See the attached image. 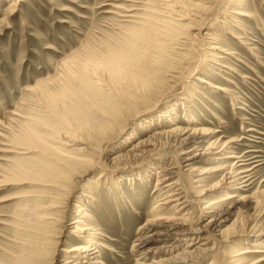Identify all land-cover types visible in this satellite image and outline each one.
<instances>
[{
    "label": "rangeland",
    "instance_id": "1",
    "mask_svg": "<svg viewBox=\"0 0 264 264\" xmlns=\"http://www.w3.org/2000/svg\"><path fill=\"white\" fill-rule=\"evenodd\" d=\"M196 127L214 154L156 191L174 141L129 151ZM232 153L255 158L246 185ZM174 191L182 213L159 208ZM158 217L193 231L140 246ZM190 243L191 264L264 257H234L264 251V0H0V264H169Z\"/></svg>",
    "mask_w": 264,
    "mask_h": 264
},
{
    "label": "bare ground",
    "instance_id": "2",
    "mask_svg": "<svg viewBox=\"0 0 264 264\" xmlns=\"http://www.w3.org/2000/svg\"><path fill=\"white\" fill-rule=\"evenodd\" d=\"M180 17H181L180 20H184V18H185L184 15H181ZM238 39H239V37H238ZM226 92L230 93V91H227V90H226ZM211 134H214V133H212L211 131H209L207 129L197 128V127L191 128V129L186 128V129L157 131L146 142H140L139 144L134 145L133 149H131L129 152H131L134 156H136V155L140 156L142 153L146 152L145 150L147 147L156 146V143L158 141L160 142V138L161 139L162 138H168L170 141L171 140L174 141V144H176V146H177V152H178V156H176V159H175L177 161V165H178L176 167L177 171L173 172L172 171L173 168H172V169L163 170V171L159 172L158 174L161 176L158 177L157 185H156V188L160 187L159 189H156V191H160V192H164V193L165 192L170 193V191L173 188H175V186L177 184V183L175 184V182H172L173 180H175V179H173L174 176H176L180 172H183V168L184 169L186 168L188 172L192 173L194 171V170H192V169H194V168H192V166L194 164L204 162L207 159H209L210 155L214 154L213 150L215 149L214 148L215 146L213 144H210V145L203 148V144L205 143V141L207 140V138ZM233 142L234 141H229L228 145L229 144L231 145V143H233ZM153 143H154V145H153ZM8 146H11V145H8ZM137 151L139 152L138 154H137ZM120 156H118V157H120ZM123 156H125V155H123ZM138 156H136V157H138ZM225 158L236 159L237 162H235V166H237V168H235V171H236V173L238 172L237 173L238 177L243 176L242 178H239V180H242L243 178H247L246 181H244L241 184V185H246V183H248L250 181V174H248V173L251 172L252 169H249L246 171V170H244V168L247 165L246 162L250 163V162H252V160L254 161L255 158L247 160V159H245L244 156H239V155H236L234 153H232L229 156H225ZM249 163H248V165H249ZM252 163H255V162H252ZM256 167H258V166H256ZM206 173H207V171H206ZM202 174L204 175L203 172H202ZM202 174L197 175L196 177L199 178V176H201ZM246 174H248V175L245 176ZM231 179L232 178H230V180ZM196 182H198V181H196ZM245 187H247V186H244L242 188H245ZM238 189H241V188H238ZM174 192L175 193H173V195L172 194L169 195V197L171 196L170 199L169 198L165 199L164 202H162V204L159 205V208L165 209L167 206L173 205L172 207H174L176 210L180 209L177 212L182 213V211H185V209H186V205L188 203V198L186 197V195H184L181 192L180 193L177 191H174ZM235 197L236 196L230 195V196H228V197H226V198H224L218 202L209 203L203 209L204 210L203 214L209 216V221L207 223V227L206 226L203 227L202 230H201V228L197 229L199 231V233L206 231L205 237H202V238L205 239L206 235H210L211 233H213L214 230L216 229L217 225H218L217 223H218L219 219L221 218L220 220H222L223 218H225V216L227 214H229L231 208L228 211H226L225 209L222 210V206H225V204L228 201L232 200ZM179 207H181V208H179ZM219 209H221V213H219L218 215H215ZM224 211H226L225 215L222 213ZM184 216L188 218L189 214H187V216L186 215H184ZM257 216H259V215H256V217ZM85 217H86V215H83L82 217L77 218L73 222V224L75 225V227H74L75 229L80 230L79 227L81 224L84 223L83 218H85ZM182 217H183V215H182ZM181 218H179V217L178 218H165V217L156 218L148 226L143 228V232L138 239L140 246L141 245L142 246H149V245L152 246V245L157 244L158 241H161V242L163 241L162 243L165 244V243H167L166 241H169V242H170V240L175 241L176 238L181 239V238H184V237H187L188 235H190V233L193 231L192 227L189 226L188 224H186L185 220H183ZM165 224H167V225L171 224V225L167 226ZM88 235H91V234H88ZM192 247H194V244L190 243L185 248L184 252L178 253L169 259H165L163 262H167V263L170 262L172 264H191L192 261L189 260V257L191 254H194L197 251V249H195L193 251L189 250ZM252 253H257V254L263 253L264 254V251H258V250L252 251L251 249H246L242 252H238L236 255H234V257L247 256V254H252ZM241 259L245 260L246 258H241ZM241 259H239V260L242 261ZM263 263H264V257L262 259L256 261V262H254V263L252 262L251 264H263ZM67 264H70V262H67ZM75 264H79V263H75ZM88 264H101V263H99L97 261H93V262H88ZM139 264H142V263H139Z\"/></svg>",
    "mask_w": 264,
    "mask_h": 264
}]
</instances>
